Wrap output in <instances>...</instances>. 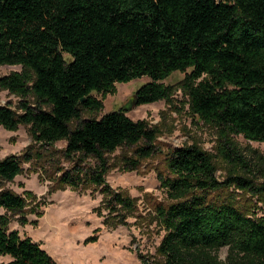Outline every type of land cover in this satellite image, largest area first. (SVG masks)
<instances>
[{
    "label": "trees",
    "instance_id": "16d2710c",
    "mask_svg": "<svg viewBox=\"0 0 264 264\" xmlns=\"http://www.w3.org/2000/svg\"><path fill=\"white\" fill-rule=\"evenodd\" d=\"M2 65L21 70L0 76V90L18 97L14 107L0 104V126H26L32 143L0 159V264H58L11 227L13 218L27 222L35 200L9 186L23 163L47 160L53 189L92 186L111 212L132 211L133 200L106 183L111 155L131 151L116 157L136 170L156 152L157 127L126 111L169 102L172 88L162 81L176 71L185 72L190 112L217 127L228 173L219 179L213 156L196 144L166 151L158 251L165 264H264V213L251 215L230 191L264 201V156L233 139L264 141V0H0ZM142 76L149 80L119 109L82 116L102 109L95 94Z\"/></svg>",
    "mask_w": 264,
    "mask_h": 264
},
{
    "label": "rangeland",
    "instance_id": "374dc122",
    "mask_svg": "<svg viewBox=\"0 0 264 264\" xmlns=\"http://www.w3.org/2000/svg\"><path fill=\"white\" fill-rule=\"evenodd\" d=\"M20 70L19 65H2L0 76ZM184 74L176 71L162 81L171 85L169 102L159 100L133 105L126 111L131 119H144L159 131L156 152L141 160L136 170H126L116 157L121 152L132 155L131 151L117 149L111 155L115 157L105 176L106 183L133 200L132 211L111 212L105 206L99 189L92 186L53 189L56 169L47 160H39L23 163L22 173L9 183L18 193L29 190L35 195L26 213L27 222L21 224L13 218L11 227L40 243L58 264H165L164 256L158 251L165 231L158 223L156 207L169 202L158 180L159 171L165 173L163 159L166 151L171 147L196 144L213 156L219 179L228 173V165L217 151V127L194 116L189 110L188 97L182 87ZM148 80L142 76L115 83L112 91L95 94L102 100V109L98 113L84 112L82 116H101L119 109ZM17 101L18 97L0 90V104L14 107ZM233 139L245 152L255 149L264 156V141H249L241 135L233 136ZM30 143L32 140L26 126L20 125L15 131L0 126V159L22 153ZM63 146L64 141L55 144L56 148ZM60 161L61 165H68ZM261 181L262 177L258 179ZM233 189L230 191H233L237 203L254 211L250 212L251 215L264 213V201L247 191ZM217 254L224 260L227 247H221ZM6 261L7 257L0 256V262Z\"/></svg>",
    "mask_w": 264,
    "mask_h": 264
},
{
    "label": "water",
    "instance_id": "95a60500",
    "mask_svg": "<svg viewBox=\"0 0 264 264\" xmlns=\"http://www.w3.org/2000/svg\"><path fill=\"white\" fill-rule=\"evenodd\" d=\"M82 101H83V99H82Z\"/></svg>",
    "mask_w": 264,
    "mask_h": 264
}]
</instances>
